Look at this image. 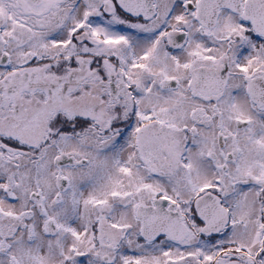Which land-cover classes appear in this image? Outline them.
<instances>
[{"label": "snow or ice", "instance_id": "snow-or-ice-1", "mask_svg": "<svg viewBox=\"0 0 264 264\" xmlns=\"http://www.w3.org/2000/svg\"><path fill=\"white\" fill-rule=\"evenodd\" d=\"M0 264H264V0H0Z\"/></svg>", "mask_w": 264, "mask_h": 264}]
</instances>
